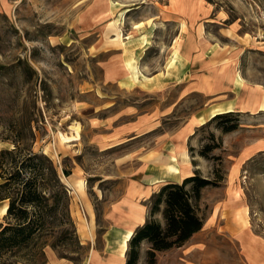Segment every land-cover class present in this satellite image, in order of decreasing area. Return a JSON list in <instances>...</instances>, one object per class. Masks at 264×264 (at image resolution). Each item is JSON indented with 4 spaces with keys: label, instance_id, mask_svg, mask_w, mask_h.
<instances>
[{
    "label": "rangeland",
    "instance_id": "1",
    "mask_svg": "<svg viewBox=\"0 0 264 264\" xmlns=\"http://www.w3.org/2000/svg\"><path fill=\"white\" fill-rule=\"evenodd\" d=\"M154 1L167 0H0V137L27 112L33 151L41 150L59 171H71L61 179L80 246H47L45 264H88L91 234L101 249L105 214L121 201L143 159L173 146L217 185L202 191L201 230L183 247L157 253L156 264H248L227 234L231 218L264 239V0H200L218 19L225 17L226 30L209 25L205 32L223 48V63L230 60L243 85L213 95L200 81L151 90L164 81L149 75L163 70L172 44L186 42L178 23L152 20ZM142 22L154 30L148 50L136 54L139 72L126 45L133 36L145 43ZM124 48L131 75L122 81L115 75L124 74ZM212 76L223 83L219 74ZM226 100L237 113L234 130L223 132L219 121L205 124L210 118L201 121ZM10 146L0 142V149ZM141 203L148 215L150 201ZM88 204L96 227L89 224ZM146 247L141 243L138 264H145Z\"/></svg>",
    "mask_w": 264,
    "mask_h": 264
},
{
    "label": "trees",
    "instance_id": "2",
    "mask_svg": "<svg viewBox=\"0 0 264 264\" xmlns=\"http://www.w3.org/2000/svg\"><path fill=\"white\" fill-rule=\"evenodd\" d=\"M21 114L0 137L11 145L0 149V201L7 203L0 221V264H45L47 246H80L68 212L69 190L61 179L71 171L65 166L59 171L41 150L33 151V125L27 112ZM235 114L217 113L205 124L219 121L221 130L230 132L238 126ZM216 185L198 171L180 183L162 184L149 199L145 222L127 242L125 264L139 263L141 243L147 244L145 264H156L157 253L184 245L203 226L202 191Z\"/></svg>",
    "mask_w": 264,
    "mask_h": 264
},
{
    "label": "crops",
    "instance_id": "3",
    "mask_svg": "<svg viewBox=\"0 0 264 264\" xmlns=\"http://www.w3.org/2000/svg\"><path fill=\"white\" fill-rule=\"evenodd\" d=\"M130 9H137V7ZM149 9H156L152 16L153 21H156L155 18H157V20L160 19L162 22H165L169 18V21L178 23L177 34L186 40V42L180 41V44H172L171 50H173L171 51V56L163 64V70L149 75L154 80L164 81L161 82V85L159 84L151 90L160 89L167 83H196L199 81L206 85V91L210 95L216 92L241 90L243 85L237 68L229 65V59L227 61L229 63H223L224 59H221L222 55L220 54V49L222 51L223 48H220L218 43L211 41L205 32V27L209 25H216L221 32L226 30L222 24L225 21V17L218 19L214 15L212 8L200 0H167L164 4L154 1L149 4ZM142 23L145 43L139 45L137 42L140 37L133 36L130 40L134 41V43L126 45L138 71L136 54L140 51L141 54L138 57L140 58L148 50L154 30V27L149 26L147 22ZM136 24L138 23L132 24L133 30H138L135 27ZM125 51L126 49L124 48L122 52V66L120 65L121 67H119L121 69L123 67L124 74L118 77L120 73L118 72L115 75V78L118 80L127 79L131 75L129 64L125 63V55H127ZM166 66H168L167 70ZM126 71L128 74H126ZM159 72L164 74L159 76ZM213 74L214 76H218L219 74L220 80H223V83L221 82L220 84L218 79H214ZM225 81L226 87L224 86ZM229 102L231 101L220 102L206 110V113H203L201 116V121H205L217 113L232 111L235 107H231ZM169 155H173L174 157H170ZM142 162L137 176L131 178L128 182L121 201L115 203L105 214L108 218V225L102 229L101 237L103 245L101 249L95 246L94 235L91 234L88 264H125L127 242L134 230L138 226H141L147 218L146 205L142 204L141 201L149 200L151 195L162 184L166 182L180 183L184 178L191 176L195 172L184 151H179L175 146L172 149H166V153L147 156ZM78 185L80 190H82L83 183L80 181ZM0 203L3 204L1 208L5 210L7 208L6 201H0ZM86 207H88L87 210L90 215L89 224L93 223L95 226V218L90 205L88 204ZM82 221L84 222L83 219ZM226 230L228 236L235 238L239 243L241 248L240 253L248 264H264V239L253 232H249L242 219L240 221L233 220L232 218L227 219Z\"/></svg>",
    "mask_w": 264,
    "mask_h": 264
},
{
    "label": "bare ground",
    "instance_id": "4",
    "mask_svg": "<svg viewBox=\"0 0 264 264\" xmlns=\"http://www.w3.org/2000/svg\"><path fill=\"white\" fill-rule=\"evenodd\" d=\"M140 25V23H138V24H136L135 25V27H138ZM62 138H63V140H65V141H68V140H70V138L69 137H64V136H61Z\"/></svg>",
    "mask_w": 264,
    "mask_h": 264
}]
</instances>
